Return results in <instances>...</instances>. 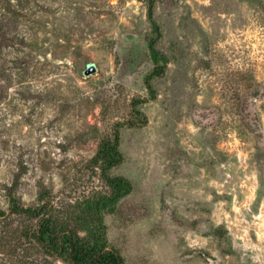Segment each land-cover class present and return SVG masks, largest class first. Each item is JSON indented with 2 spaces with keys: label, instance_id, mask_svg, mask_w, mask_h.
Wrapping results in <instances>:
<instances>
[{
  "label": "rangeland",
  "instance_id": "rangeland-1",
  "mask_svg": "<svg viewBox=\"0 0 264 264\" xmlns=\"http://www.w3.org/2000/svg\"><path fill=\"white\" fill-rule=\"evenodd\" d=\"M147 5L0 0V211L13 186L32 208L107 192L91 158L119 123L126 264H264V0H154L159 76Z\"/></svg>",
  "mask_w": 264,
  "mask_h": 264
},
{
  "label": "trees",
  "instance_id": "trees-1",
  "mask_svg": "<svg viewBox=\"0 0 264 264\" xmlns=\"http://www.w3.org/2000/svg\"><path fill=\"white\" fill-rule=\"evenodd\" d=\"M153 6L154 0H148V19L154 34L148 46L155 63L151 75L159 76L165 63L159 64L164 58L155 48L160 32L153 19ZM146 84L152 96L149 77ZM141 102L134 99L132 105L135 107ZM135 111L144 123L143 113ZM119 126L118 123L110 135L99 140L91 158L107 192L84 196L68 206H57L43 192L39 204L32 208L22 205L14 193V186L8 188L9 212L0 211V254L17 255L20 264H126L120 253L109 246L105 224V216L114 213L118 202L133 189L127 177L110 172L123 161Z\"/></svg>",
  "mask_w": 264,
  "mask_h": 264
},
{
  "label": "water",
  "instance_id": "water-1",
  "mask_svg": "<svg viewBox=\"0 0 264 264\" xmlns=\"http://www.w3.org/2000/svg\"><path fill=\"white\" fill-rule=\"evenodd\" d=\"M95 72H96V66L91 62L87 64L86 68L83 71L84 75L86 76H89Z\"/></svg>",
  "mask_w": 264,
  "mask_h": 264
},
{
  "label": "bare ground",
  "instance_id": "bare-ground-1",
  "mask_svg": "<svg viewBox=\"0 0 264 264\" xmlns=\"http://www.w3.org/2000/svg\"><path fill=\"white\" fill-rule=\"evenodd\" d=\"M261 212H263V213H264V209H262V211H261ZM261 214H262V213H261ZM261 214H260V215H261ZM263 215H264V214H263ZM259 217H260V216H259Z\"/></svg>",
  "mask_w": 264,
  "mask_h": 264
}]
</instances>
